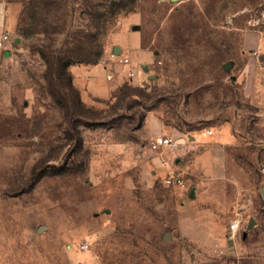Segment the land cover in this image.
I'll return each instance as SVG.
<instances>
[{"label": "rangeland", "instance_id": "rangeland-1", "mask_svg": "<svg viewBox=\"0 0 264 264\" xmlns=\"http://www.w3.org/2000/svg\"><path fill=\"white\" fill-rule=\"evenodd\" d=\"M1 31L0 264H264V0H0ZM137 38L83 101L69 67Z\"/></svg>", "mask_w": 264, "mask_h": 264}, {"label": "crops", "instance_id": "crops-1", "mask_svg": "<svg viewBox=\"0 0 264 264\" xmlns=\"http://www.w3.org/2000/svg\"><path fill=\"white\" fill-rule=\"evenodd\" d=\"M119 49L123 51L121 46L115 48L116 51H118ZM134 50L137 51L138 58L137 57H136L137 59L133 58V60L131 61L130 57L128 56L129 63H121L111 59V60H107L104 65H102L101 63L72 64L69 67V70L72 75V83L77 87L80 98L83 101H87V99L91 96H109L112 94V92L116 91L117 88H119V86L124 81L123 75H125L126 73L128 76V70L130 68L134 69L136 72L135 65H137V63L140 60H143L148 56L146 50H144L141 47L139 38H137L135 42ZM126 54H127V49H126ZM136 77L141 79L143 77V74L138 73ZM161 131L162 128L160 126L158 127L155 126L153 128V132L155 134L160 135ZM169 138L171 139V142L169 144L173 147H177V146L196 147L203 140L208 138V134L203 130H195L194 132H189L187 134L183 132H179V134L175 136H171ZM263 191H264V183L261 185L259 190L262 203H263ZM193 196H194V192L190 191V197Z\"/></svg>", "mask_w": 264, "mask_h": 264}, {"label": "built area", "instance_id": "built-area-1", "mask_svg": "<svg viewBox=\"0 0 264 264\" xmlns=\"http://www.w3.org/2000/svg\"><path fill=\"white\" fill-rule=\"evenodd\" d=\"M8 40V33L6 31L0 32V48L5 47L6 41ZM116 54V57H113L112 59L121 63H129V57L128 56H121L119 53ZM100 63L104 65L106 63V59H101ZM135 70L130 68L128 70V76L133 77L135 75ZM171 142V139L167 136H160L157 137L156 140L152 143L153 148H157L159 145L169 144ZM163 181L167 185H173L177 187H185L186 182L182 176L179 174L174 173H167L163 177ZM239 226V221L237 219H232L229 223L228 229L230 231V236H234L235 232L237 231Z\"/></svg>", "mask_w": 264, "mask_h": 264}, {"label": "trees", "instance_id": "trees-1", "mask_svg": "<svg viewBox=\"0 0 264 264\" xmlns=\"http://www.w3.org/2000/svg\"><path fill=\"white\" fill-rule=\"evenodd\" d=\"M71 63H72V61H70V60L62 61L61 62V67L64 69L67 65H69Z\"/></svg>", "mask_w": 264, "mask_h": 264}, {"label": "water", "instance_id": "water-1", "mask_svg": "<svg viewBox=\"0 0 264 264\" xmlns=\"http://www.w3.org/2000/svg\"><path fill=\"white\" fill-rule=\"evenodd\" d=\"M135 28H136V26H135ZM193 190H191V192H192ZM191 195H192V193H191ZM253 225V220L251 219L250 221H249V223H248V228L249 227H251ZM244 234H245V232H244Z\"/></svg>", "mask_w": 264, "mask_h": 264}]
</instances>
